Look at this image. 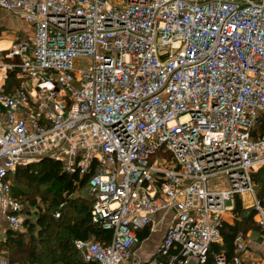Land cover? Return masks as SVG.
I'll use <instances>...</instances> for the list:
<instances>
[{"label": "built area", "instance_id": "1", "mask_svg": "<svg viewBox=\"0 0 264 264\" xmlns=\"http://www.w3.org/2000/svg\"><path fill=\"white\" fill-rule=\"evenodd\" d=\"M2 13L33 30L0 53L8 231L28 219L9 175L49 158L88 177L92 223L111 232L74 242L85 263L143 264L140 233L165 226L146 264H205L249 195L264 264V0H0V26ZM248 243L215 264H242Z\"/></svg>", "mask_w": 264, "mask_h": 264}, {"label": "trees", "instance_id": "2", "mask_svg": "<svg viewBox=\"0 0 264 264\" xmlns=\"http://www.w3.org/2000/svg\"><path fill=\"white\" fill-rule=\"evenodd\" d=\"M12 76L15 77L14 74ZM261 171L264 174V169L259 174ZM259 174L256 179L261 187L258 198L264 201V176ZM8 180L13 182V196L25 205L27 214L36 209L37 218L35 223L30 219L26 221L25 233L9 231L0 243V251L6 252L12 264H92L83 261L74 242L96 238L103 243L111 232L92 223V200L68 198L87 188L88 177L71 176L60 162L45 158L38 163L18 167ZM54 211L60 213L59 218L55 217ZM234 214V223L223 224V241L211 245L205 264H215V257L222 253L231 261L236 255L237 237L261 229L256 223V211L245 208L239 198L235 201ZM148 235L147 231L140 233V240Z\"/></svg>", "mask_w": 264, "mask_h": 264}, {"label": "crops", "instance_id": "3", "mask_svg": "<svg viewBox=\"0 0 264 264\" xmlns=\"http://www.w3.org/2000/svg\"><path fill=\"white\" fill-rule=\"evenodd\" d=\"M2 17L3 25L0 26V39H2V41H0V51L3 52L8 50L16 40L22 38H20L21 34H15L16 29L21 23V18L11 13H3ZM1 84L2 83L0 82V86ZM19 84L20 82L14 76H12L7 81L3 89L6 90V92H11L15 90ZM234 220V213L228 214L225 223L233 224ZM165 229L166 227L162 226V228L158 231L151 233L150 237H147L148 239L145 238L142 240L140 245L135 248V253L143 264L148 263L156 255L157 250L161 246ZM7 232H9L8 223L0 209V243L5 240ZM261 234L262 230L259 229L256 232L250 231L245 235L247 240L249 238L251 239V243H248L246 250L240 253L242 264H263ZM2 253L6 252L4 250L0 251V256Z\"/></svg>", "mask_w": 264, "mask_h": 264}, {"label": "rangeland", "instance_id": "4", "mask_svg": "<svg viewBox=\"0 0 264 264\" xmlns=\"http://www.w3.org/2000/svg\"><path fill=\"white\" fill-rule=\"evenodd\" d=\"M3 14V13H2ZM20 21H21V23H20V25H19V27L16 29V32H15V34H21L20 35V38H22V39H29V40H32L33 39V30L22 20V19H20ZM3 25V24H2ZM0 41H2V39H0ZM11 48V47H10ZM0 52H2V51H0ZM161 156H163V155H161ZM169 156V155H168ZM167 156V157H168ZM262 169H264V168H262ZM261 169H259V171H260ZM259 171L256 173V175H255V179H257V176H258V174H259ZM260 177H262V176H264V174H262V171L260 172ZM257 181V183H258V180H256ZM12 182V181H11ZM12 184H13V182H12ZM258 185H259V183H258ZM260 192H261V187H260V185H259V188H257V196L260 194ZM66 197V196H65ZM78 197H81V198H84V199H89L88 198V196H87V188H84L83 190H81V191H78V192H76L72 197H68V198H78ZM244 200H245V202L243 203V206L245 207V208H252L251 207V204H252V202H251V200H252V198L249 196V195H245V197H244ZM39 202H41L40 200H39ZM246 206H249V207H246ZM63 206H61L60 208H62ZM57 211H54L53 213H56ZM25 215L28 217V219H30L29 221H32L33 223H35V221H36V209H31V213H29V214H27L26 213V211H25ZM234 216H235V214H234ZM27 219V220H28ZM26 229H27V227H26ZM259 230V228H257V229H254V230H252L253 232H256V231H258ZM26 232V231H25ZM250 232V231H249Z\"/></svg>", "mask_w": 264, "mask_h": 264}]
</instances>
